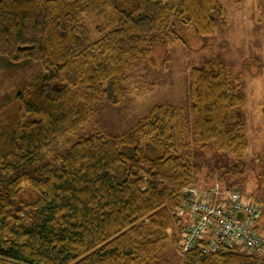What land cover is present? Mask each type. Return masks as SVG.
<instances>
[{"label": "trees", "instance_id": "obj_1", "mask_svg": "<svg viewBox=\"0 0 264 264\" xmlns=\"http://www.w3.org/2000/svg\"><path fill=\"white\" fill-rule=\"evenodd\" d=\"M217 8V0H0V57L43 69L0 104V264H168L159 247L192 216H180L197 170L186 139L240 159L242 88L207 61L190 70L189 123L180 109L157 104L123 133L94 131L65 152L53 148L102 99L119 103L126 68L151 62L168 34L183 40L179 25L211 35ZM89 12L106 19L96 38L82 19ZM181 256L179 264H264L237 247L196 245Z\"/></svg>", "mask_w": 264, "mask_h": 264}, {"label": "rangeland", "instance_id": "obj_2", "mask_svg": "<svg viewBox=\"0 0 264 264\" xmlns=\"http://www.w3.org/2000/svg\"><path fill=\"white\" fill-rule=\"evenodd\" d=\"M217 2L216 24L211 35L200 37L192 25H179L175 31L183 40L168 34L165 45L153 47L151 62L139 59L126 68L123 82L126 93L119 103L109 104L102 99L88 122L64 140H59L53 149L55 154L65 152L79 137L89 136L94 131L123 133L157 104L180 109L189 123L190 70L207 61L213 62L228 75L233 85H239L244 92V104L234 110V114L242 123L247 145L240 159H236L227 151L200 149L193 143L191 135L188 136L184 155L197 165L191 186L209 190L217 183L230 189L234 188L233 184L238 185L244 198L259 208L254 229L264 242V180L261 178L264 166V0ZM82 19L93 38H96L95 27L106 21L104 16L94 12L84 14ZM42 72L38 63L10 62L0 57V104ZM229 118L233 120L234 116ZM47 160L45 156L40 157L37 165L41 166ZM236 168L238 173L233 172ZM29 193L27 191L26 195ZM180 212L182 219L187 221L188 210ZM178 225L176 223L171 230L176 232L175 242L172 243L170 238L158 250L160 258L168 264H179L182 259L175 244L185 227L179 235ZM233 247L248 255L257 254L264 260V252L254 253L239 246Z\"/></svg>", "mask_w": 264, "mask_h": 264}, {"label": "built area", "instance_id": "obj_3", "mask_svg": "<svg viewBox=\"0 0 264 264\" xmlns=\"http://www.w3.org/2000/svg\"><path fill=\"white\" fill-rule=\"evenodd\" d=\"M182 209L192 216L176 244L180 253L196 245L204 252L233 246L248 252H264L261 235L254 229L259 208L240 191L222 188L219 183L209 190L189 185L184 188Z\"/></svg>", "mask_w": 264, "mask_h": 264}, {"label": "water", "instance_id": "obj_4", "mask_svg": "<svg viewBox=\"0 0 264 264\" xmlns=\"http://www.w3.org/2000/svg\"><path fill=\"white\" fill-rule=\"evenodd\" d=\"M238 216H240V213L238 214Z\"/></svg>", "mask_w": 264, "mask_h": 264}]
</instances>
